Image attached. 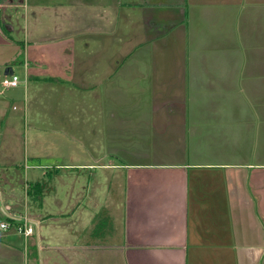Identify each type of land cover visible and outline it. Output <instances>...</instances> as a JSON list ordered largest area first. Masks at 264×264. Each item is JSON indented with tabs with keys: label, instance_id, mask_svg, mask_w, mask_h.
<instances>
[{
	"label": "crops",
	"instance_id": "obj_1",
	"mask_svg": "<svg viewBox=\"0 0 264 264\" xmlns=\"http://www.w3.org/2000/svg\"><path fill=\"white\" fill-rule=\"evenodd\" d=\"M77 49L102 73L89 88L117 89L91 118L108 143L52 171L27 164L21 196L0 170V264H264V0H0V83L25 65L26 116L34 82L75 80ZM109 49L111 70L97 68Z\"/></svg>",
	"mask_w": 264,
	"mask_h": 264
},
{
	"label": "rangeland",
	"instance_id": "obj_2",
	"mask_svg": "<svg viewBox=\"0 0 264 264\" xmlns=\"http://www.w3.org/2000/svg\"><path fill=\"white\" fill-rule=\"evenodd\" d=\"M132 8L129 10L131 16L133 18L135 17L138 22L140 20L141 23V19L139 18L141 17L139 15L140 10L138 11L135 7ZM140 23L136 22V26H139ZM123 25L126 27L127 37H130L132 28L134 27L133 23L126 21ZM116 36L118 35L112 36L111 43ZM80 40L84 39L82 38ZM85 51L86 49H77L75 60L71 63L74 69L72 73L68 71L71 75L75 73L76 78L62 92L52 82H41L40 85L34 82L33 84L36 85H31L32 88L29 89L31 92L27 94V106L29 105V108H27V116L25 113L26 107L23 102L14 100V98L20 99L18 97L23 98L25 96L24 81H21V86L19 87L5 89V96L12 98L11 100L14 102L0 104L3 107V112H0V118L3 116L9 117L8 121L0 119V170L8 180L7 184H5V191L10 193V195L21 196L23 194L21 188L22 180L27 178L24 167L27 164H33L34 160L41 162L44 166L46 165L45 170L52 171L49 169L56 165L57 160L63 163L85 161L87 154L85 150L88 140L93 142L92 148L95 151L100 150L101 146L108 143V139L101 136L104 130L107 136L108 130L110 129L106 126L107 121L105 117L103 120L101 118L97 120L98 126L94 131L92 130V125L95 122L91 118L100 113L106 115L108 108L111 110L106 105L108 102H110L109 105L111 107H115L116 104H113L115 100L112 97L116 96L117 89L112 87L108 88L109 82L102 88H89V83L85 79V76L94 75L95 79H99L102 73L98 71L94 73L87 72L90 66H87L85 63V56L87 55ZM116 51L117 49L105 50L110 55L100 58L97 68H108L109 64V70H111L112 53ZM66 61L69 65V60L66 59ZM126 62H128L127 65L130 64L129 59ZM21 63L24 62L22 61ZM19 64L20 62H15L13 65L15 72L23 80L26 76L25 65L20 66ZM60 64H65V62L61 61ZM61 66L63 67V65ZM54 67L55 69L58 68L55 65H49V70L45 75L50 74L53 76L52 69ZM65 67L69 68L66 65ZM104 74L106 75L107 73L104 72ZM13 104L17 109L13 108ZM55 112L58 118L49 120L50 116L53 117ZM52 123L58 130L49 125ZM38 145L42 147L45 154L43 157L36 159L34 157L38 156ZM88 154V157H90L91 154ZM110 154L115 156L114 158L121 160L119 156L122 154L119 155L114 152ZM42 173L43 170L36 167L29 172V178L42 175ZM115 194L111 192L110 195L114 196ZM35 203H32L33 206H35ZM78 204H81L83 210H87L84 208L85 205L82 197H77L76 206Z\"/></svg>",
	"mask_w": 264,
	"mask_h": 264
},
{
	"label": "built area",
	"instance_id": "obj_3",
	"mask_svg": "<svg viewBox=\"0 0 264 264\" xmlns=\"http://www.w3.org/2000/svg\"><path fill=\"white\" fill-rule=\"evenodd\" d=\"M0 94L4 95L5 94V89L8 88H16L21 86V79L18 75H16L15 73H13L12 75H6L0 84ZM16 108V107H14ZM19 225H17V230L21 233H24L26 236L29 234L33 233V228L31 227V225H29V223L27 221H22L20 223H18ZM0 228L2 229H8L9 228V222H2L0 223Z\"/></svg>",
	"mask_w": 264,
	"mask_h": 264
},
{
	"label": "trees",
	"instance_id": "obj_4",
	"mask_svg": "<svg viewBox=\"0 0 264 264\" xmlns=\"http://www.w3.org/2000/svg\"><path fill=\"white\" fill-rule=\"evenodd\" d=\"M28 189L27 194L34 196L35 199H39V195L42 194V183L38 181L27 182ZM11 223L15 224V220L8 218Z\"/></svg>",
	"mask_w": 264,
	"mask_h": 264
},
{
	"label": "water",
	"instance_id": "obj_5",
	"mask_svg": "<svg viewBox=\"0 0 264 264\" xmlns=\"http://www.w3.org/2000/svg\"><path fill=\"white\" fill-rule=\"evenodd\" d=\"M9 69H10V71H9ZM13 73H14V71L12 68H10V67L6 68L5 75H12Z\"/></svg>",
	"mask_w": 264,
	"mask_h": 264
}]
</instances>
